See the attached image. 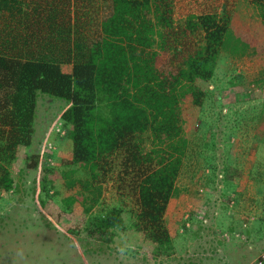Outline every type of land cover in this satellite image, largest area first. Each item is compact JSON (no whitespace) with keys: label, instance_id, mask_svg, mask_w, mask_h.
I'll return each instance as SVG.
<instances>
[{"label":"trees","instance_id":"1","mask_svg":"<svg viewBox=\"0 0 264 264\" xmlns=\"http://www.w3.org/2000/svg\"><path fill=\"white\" fill-rule=\"evenodd\" d=\"M249 1L259 34L226 13L175 21L173 0H0V189L13 185L7 165L32 137L36 91L64 98L61 163L87 173L74 193L86 234L104 239L122 225L119 206L90 212L95 185L115 176L134 200L138 240L153 255L170 249L164 213L187 147L180 105L200 104L220 50L264 55V0Z\"/></svg>","mask_w":264,"mask_h":264},{"label":"rangeland","instance_id":"2","mask_svg":"<svg viewBox=\"0 0 264 264\" xmlns=\"http://www.w3.org/2000/svg\"><path fill=\"white\" fill-rule=\"evenodd\" d=\"M172 4L175 21L226 13L243 32L263 31L249 0ZM201 87L200 104L180 105L187 147L164 213L172 246L154 255L131 228L134 200L115 176L95 185L100 192L90 212L119 206L122 225L104 239L86 234L87 213L74 193L87 173L61 163L67 139L60 113L67 101L36 91L32 137L7 165L13 185L0 189V264H254L264 252V55L220 50Z\"/></svg>","mask_w":264,"mask_h":264},{"label":"built area","instance_id":"3","mask_svg":"<svg viewBox=\"0 0 264 264\" xmlns=\"http://www.w3.org/2000/svg\"><path fill=\"white\" fill-rule=\"evenodd\" d=\"M264 259V252L260 253L254 264H262Z\"/></svg>","mask_w":264,"mask_h":264}]
</instances>
